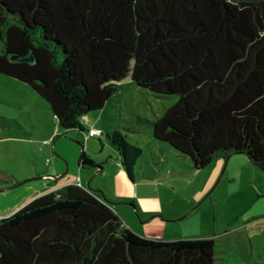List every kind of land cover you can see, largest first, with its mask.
Instances as JSON below:
<instances>
[{"label": "trees", "instance_id": "obj_1", "mask_svg": "<svg viewBox=\"0 0 264 264\" xmlns=\"http://www.w3.org/2000/svg\"><path fill=\"white\" fill-rule=\"evenodd\" d=\"M0 75L45 101L67 137L86 132V117L124 84L175 96L157 121L138 120L154 143L195 170L240 153L264 170V0H0ZM0 127L12 124L0 117ZM107 137L134 182L143 150L120 130ZM80 164L95 166L85 151ZM216 256L212 238L138 235L109 200L78 185L0 218V264H215Z\"/></svg>", "mask_w": 264, "mask_h": 264}, {"label": "rangeland", "instance_id": "obj_2", "mask_svg": "<svg viewBox=\"0 0 264 264\" xmlns=\"http://www.w3.org/2000/svg\"><path fill=\"white\" fill-rule=\"evenodd\" d=\"M0 78L6 77L0 75ZM177 101L175 96L159 98L128 83L120 87L103 111L91 114L92 124L98 123V127L111 131L116 127L127 135L130 144L144 152L135 168L134 183L127 175L122 180L117 177L119 163L116 160L108 163L102 183L108 196L117 194L115 200H109L111 207L128 228L148 239L212 238L219 254L217 258L226 250L233 253L235 248L241 253L252 246L264 249V214L258 215L264 210L256 211V222L261 224L250 223L248 217L253 206L255 209L264 204L263 169L240 153L219 157L206 168L195 170L191 159L174 153L168 145L151 144L152 129L148 122L157 121ZM140 119L148 122L138 125ZM136 125L141 132H130L129 129ZM85 126L89 128L87 123ZM106 134L103 140H107ZM0 142H4L0 143V188L6 189L0 191V209H4L0 211V217H4L39 195L31 188L42 179L35 181L31 176L22 175L26 173L24 166L29 161L38 164L40 169L45 168V162L36 153L31 155L12 143ZM111 148L112 145L104 149L105 156H115L111 154ZM94 159L97 160L96 155ZM126 181L132 184L128 186ZM118 194L123 197L118 198ZM138 204L145 219L135 209ZM118 210L123 211V216Z\"/></svg>", "mask_w": 264, "mask_h": 264}, {"label": "crops", "instance_id": "obj_3", "mask_svg": "<svg viewBox=\"0 0 264 264\" xmlns=\"http://www.w3.org/2000/svg\"><path fill=\"white\" fill-rule=\"evenodd\" d=\"M6 79H10L12 82ZM3 115L14 117V119ZM0 117L6 118L8 121L12 122L11 129L3 130L4 128L2 129L0 127V141L12 143L16 148L24 149L26 153L29 152L28 154L33 155V153H36V155L40 156L45 162L44 169H40L38 164H31L30 161L24 166L26 173L22 175V177L31 176V179H35V181L36 179L37 181H41L42 179V182H38L31 188L32 191H38L39 195L35 198L47 193L56 192L69 185H78L94 192L95 194H99L100 191L108 200H115L114 198L117 197V194L115 197H112V195L108 196L107 194L109 193L102 183L104 175L107 174V165L110 160H116V162L119 163L117 177L120 178V180L126 179V172L124 167L121 165L118 151L112 144L111 139L107 137V140H103L102 138L104 133L108 134L114 130H118L116 127H114V130L112 131L100 128L98 127V123H91L94 121V118L92 115H88L85 123L89 125V128H86V130H101L103 132L102 136L89 137L87 131L80 132L77 130L71 131L68 134L69 137L64 136L62 129L60 128L59 123L48 104L28 86L7 77L0 78ZM13 128H16L15 132L13 131ZM150 139H152V136H150ZM46 141L49 143H46ZM152 141L153 139L151 140L152 145L158 146V144ZM111 145L113 147L111 148V154L114 153L115 156H105L104 149L111 147ZM159 150H161V148H159ZM83 151H85L93 159L95 166L83 167L80 164V157ZM94 155H96L97 160L94 159ZM125 183H127L128 186L132 184H129L128 181ZM5 190V188H0V191ZM118 196V198L123 197L119 194ZM144 208L148 209V207ZM135 209L141 217L144 216L142 214L143 209H141L139 204L135 207ZM257 209L264 210V204L262 207L255 209L253 206L251 211H248L250 223L255 222V225L261 224L258 221L256 222L257 216L264 214L263 212L257 215ZM0 211H4V209H0ZM118 212L123 216L122 210H118ZM142 218L145 219V217ZM243 250L244 251L242 253L239 252L238 248H235L233 253L226 250L221 253L222 257L220 258H217L219 254L216 253L217 256L215 264L220 261L223 264L264 263V249H258L252 246L250 250ZM227 254H229L228 257Z\"/></svg>", "mask_w": 264, "mask_h": 264}, {"label": "built area", "instance_id": "obj_4", "mask_svg": "<svg viewBox=\"0 0 264 264\" xmlns=\"http://www.w3.org/2000/svg\"><path fill=\"white\" fill-rule=\"evenodd\" d=\"M102 135H103V132L101 130H97V129H92L88 133L89 137H100ZM46 143H49V142L46 141Z\"/></svg>", "mask_w": 264, "mask_h": 264}, {"label": "water", "instance_id": "obj_5", "mask_svg": "<svg viewBox=\"0 0 264 264\" xmlns=\"http://www.w3.org/2000/svg\"><path fill=\"white\" fill-rule=\"evenodd\" d=\"M99 194L102 196L104 201H106V202L108 201V199L106 198V196L102 192L99 191Z\"/></svg>", "mask_w": 264, "mask_h": 264}]
</instances>
